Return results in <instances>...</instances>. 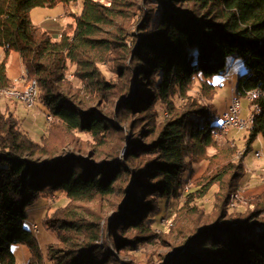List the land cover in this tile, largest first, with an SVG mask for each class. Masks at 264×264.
Wrapping results in <instances>:
<instances>
[{
	"label": "trees",
	"instance_id": "16d2710c",
	"mask_svg": "<svg viewBox=\"0 0 264 264\" xmlns=\"http://www.w3.org/2000/svg\"><path fill=\"white\" fill-rule=\"evenodd\" d=\"M75 2L0 0V88L13 85L6 65L14 53L52 117L35 143L0 109V264H16V245L28 250L27 264L45 263L24 222L46 194L75 204L42 221L57 241L47 263L133 264L165 232L172 203L185 199L183 208L199 215L216 186L225 196L213 219L198 221L181 244L165 243L157 264H264V191L253 210H229L243 164L206 159L220 129L212 106L190 95L195 83L213 93L212 78L227 74L233 56L244 68L234 95L259 93L249 102L258 111L244 153L258 136L264 143V0H83L78 14L66 11L72 22L57 40L31 21L33 9ZM70 68L79 86L67 79ZM74 132L97 147L83 153L69 141ZM190 181L198 183L184 193Z\"/></svg>",
	"mask_w": 264,
	"mask_h": 264
},
{
	"label": "rangeland",
	"instance_id": "374dc122",
	"mask_svg": "<svg viewBox=\"0 0 264 264\" xmlns=\"http://www.w3.org/2000/svg\"><path fill=\"white\" fill-rule=\"evenodd\" d=\"M103 3H108L109 0H98ZM83 0H76L75 3L69 5L67 11L71 13L78 14L81 12ZM64 6L56 5L51 8H36L30 12V18L34 25L40 27L41 22L45 20V17L51 19L53 21H58L57 23L62 27H64L72 22V19L66 15H64L63 19H57L61 14L63 17ZM68 14V15H69ZM41 28V27H40ZM42 29V28H41ZM44 30V29H43ZM46 31V30H45ZM48 32V31H47ZM54 40H57L59 37L52 34L50 31L48 32ZM3 53H0V58L2 59ZM7 74L9 78L13 81V85L18 86L17 78L24 72V68L21 64L19 57L11 53L7 58ZM227 74L225 76H214L212 78V83L215 84L216 89L210 95L204 96L201 94L199 90V84L195 83L190 91V95L198 98L202 104L211 105L212 110L216 116V125L220 126L223 122L224 116L228 113L229 106L231 104L232 97L235 96L232 94V89L236 88L237 81L240 76L244 73V68L242 63L239 60H236L233 56L227 59ZM67 79L75 86H79L80 83L76 82L73 76V69L70 68L67 72ZM236 97V96H235ZM241 104V112L239 118L246 123L249 122L251 114L253 113V109L249 104V100L240 97L238 98ZM10 102H12L10 104ZM13 102L16 101H8L6 99H0V109L3 113H7L5 104L9 105V109L13 115L18 119L19 124L24 130L30 139L39 143L41 141V137L45 134L48 123L51 121L47 120L48 113L45 107L36 100V103L32 107H27L20 102H16L17 107L15 111V104ZM8 108V107H7ZM249 127L244 130H238L235 128H231L228 133L221 135L220 137L215 136V144L216 148L208 149L206 153V159L213 158V164L222 165L225 159L232 160L234 163H242L244 167V174L238 180L236 184V189L230 191L227 198V204L229 210L232 211H251L255 207H257L256 203L262 200V196L256 195L258 193H262L264 191V143L261 136H258L255 141L252 143L250 150L245 154V142L246 136L248 133ZM69 141H72L71 144L80 149H84L83 153L87 151L90 153L92 148H96L97 144L93 141V139L88 134H71ZM112 143H114L112 141ZM119 150L118 157H122L124 155V150ZM229 149L230 151H228ZM96 150H102L106 152L109 151V148L100 147ZM94 152H97V151ZM207 162V161H206ZM206 162H203L204 167L206 166ZM199 181V180H198ZM188 182L186 188L184 189V193L190 192L196 183ZM191 187V188H190ZM225 196V192L223 188L219 186L214 187L208 195L200 202L201 209L204 211L199 215L197 213H188L186 209L183 208V204L185 199H181L178 202L172 203V208L168 211L167 216H162L161 223L165 228V232H156L157 235L154 239L149 240L143 245V252L132 258L133 264H157L160 261L159 256L167 253L169 250L166 247L165 243H169V245H179L186 237V234L190 232V230L195 226L198 221H203V219L210 220L216 214V210L220 206V202L223 201ZM69 205V206H68ZM74 203H69L66 197L63 194L49 193L43 197H40L32 207H30L26 211L27 219L24 222V226L31 230V233L35 236L39 248L43 253L45 258L44 264L47 263V249L48 246L54 245L57 243L56 238L52 232H47L42 228V221L48 215L61 211V209L65 207H69V209H74ZM82 204H77L76 211H79L78 207ZM87 209L94 208L96 211L97 206L84 205ZM108 210L104 211L103 215L109 216L111 215V211L109 210V206H105ZM178 210V211H176ZM176 212V213H175ZM203 216H205L203 218ZM31 225H37L39 230L37 232H33V227ZM157 229L161 227V225L155 226ZM14 256L16 258V264H27L29 259L28 250L20 245H16L12 248ZM116 257L121 259L123 262L129 260V256L124 254H118L116 252Z\"/></svg>",
	"mask_w": 264,
	"mask_h": 264
},
{
	"label": "bare ground",
	"instance_id": "6f19581e",
	"mask_svg": "<svg viewBox=\"0 0 264 264\" xmlns=\"http://www.w3.org/2000/svg\"><path fill=\"white\" fill-rule=\"evenodd\" d=\"M17 82H18V86L12 85L11 87L0 88V99H6L8 101L20 102L27 107L34 106V104L36 103V100H37V83H36V81L33 79H30L28 77L26 70L24 69V72L18 76ZM26 94H29V99H31L33 102L28 101L26 98H24L22 96V95H26ZM232 94H234V88L232 89ZM258 95H259V93L257 91H252V92L246 93L245 98L248 99L250 102H252ZM234 98L237 99L240 103V100L237 97L233 96L232 100H231V104H230L229 109H228V113L225 116H227L229 114V110H233ZM252 109L255 112L258 111L257 106H252ZM251 120H252V114L250 117V123H251ZM247 125H248V123H246L245 121H242L240 118H238V127L235 129L244 130L247 127H249ZM219 129H220V131L218 134L215 135L216 137H220L221 135H224V134L228 133V131H229V130H227L226 124L224 122H222L220 124ZM31 226L33 227V232H37L39 230L37 225H31Z\"/></svg>",
	"mask_w": 264,
	"mask_h": 264
},
{
	"label": "built area",
	"instance_id": "2783aa9c",
	"mask_svg": "<svg viewBox=\"0 0 264 264\" xmlns=\"http://www.w3.org/2000/svg\"><path fill=\"white\" fill-rule=\"evenodd\" d=\"M22 96L26 98L28 101L33 102L31 99H29V94L22 95ZM240 112H241V104L239 103L237 99L234 98L233 110H229V114L227 116H224V119H223V122L226 124L227 130L238 127V118H239ZM47 120L51 121L52 117L48 116ZM247 126H250V120Z\"/></svg>",
	"mask_w": 264,
	"mask_h": 264
},
{
	"label": "crops",
	"instance_id": "0c3cea01",
	"mask_svg": "<svg viewBox=\"0 0 264 264\" xmlns=\"http://www.w3.org/2000/svg\"><path fill=\"white\" fill-rule=\"evenodd\" d=\"M64 11H65V14H66V7H64ZM63 13V17H62V14L57 18V19H63L64 18V15ZM58 21H53L51 19H48L45 17V20L43 22H41V24L39 25L42 29L46 30V31H50L52 34L56 35L57 37H60V34L63 30V26L61 27L58 23ZM8 75V74H7ZM9 77V76H8ZM12 102H10L11 104ZM15 104V111H16V107H17V103L16 102H13ZM8 107V108H7ZM5 109L6 111H10L9 109V105L8 104H5ZM13 113V111H12Z\"/></svg>",
	"mask_w": 264,
	"mask_h": 264
}]
</instances>
